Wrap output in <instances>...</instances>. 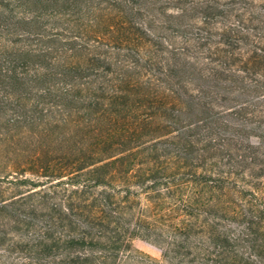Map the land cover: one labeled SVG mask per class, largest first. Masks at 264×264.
I'll return each instance as SVG.
<instances>
[{"label": "trees", "instance_id": "16d2710c", "mask_svg": "<svg viewBox=\"0 0 264 264\" xmlns=\"http://www.w3.org/2000/svg\"><path fill=\"white\" fill-rule=\"evenodd\" d=\"M195 9L201 25H184ZM179 12L193 45L151 66L160 83L116 62L110 79L91 75L89 54L31 72L15 60V73L0 74L60 80L56 107L71 126L53 133L47 121L23 137L34 155L15 165V196L0 200L5 260L139 262L131 245L141 239L160 264H264V0H200Z\"/></svg>", "mask_w": 264, "mask_h": 264}, {"label": "rangeland", "instance_id": "374dc122", "mask_svg": "<svg viewBox=\"0 0 264 264\" xmlns=\"http://www.w3.org/2000/svg\"><path fill=\"white\" fill-rule=\"evenodd\" d=\"M197 1L200 0H0V74L5 69L15 73V60L19 65L25 63V70L31 72L51 62L70 63L74 57L89 54L97 59L91 75H107L104 79H110V72L115 70L112 62H116L122 69L135 71V80L160 83L161 78L150 69H156L169 53L193 45L186 43L191 39L192 27L185 31L173 16ZM243 1L258 4L262 0ZM199 17V9H195L182 22L199 26ZM241 46L237 53H246ZM22 52L30 55H21ZM43 53L45 60L38 56ZM201 56L216 59L206 52ZM89 77L83 73L78 80L87 83ZM59 81L28 79L21 84L14 75H0V200L9 201L15 196V177L22 172H17L20 168L15 165H25L34 155V148L23 137L47 121L52 123L53 133L71 127L61 124L62 111L56 107ZM43 107L45 110L40 112ZM34 115L40 117V124L32 122ZM24 175L30 177L28 172ZM9 238L15 241V232ZM131 252L142 259L124 264L162 263L158 248L144 240L134 239ZM4 254L0 250V264H15V260H5L8 255Z\"/></svg>", "mask_w": 264, "mask_h": 264}]
</instances>
